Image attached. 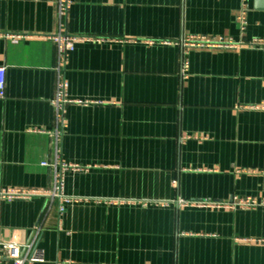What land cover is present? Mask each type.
Segmentation results:
<instances>
[{
	"label": "crops",
	"instance_id": "crops-1",
	"mask_svg": "<svg viewBox=\"0 0 264 264\" xmlns=\"http://www.w3.org/2000/svg\"><path fill=\"white\" fill-rule=\"evenodd\" d=\"M57 11L0 0V190L51 191L59 151L82 202L59 231L57 199H0V240L41 227L43 264H264V209L196 205L264 197V110L249 109L264 103V50L183 44L264 39V0H72L62 32L84 41L64 63Z\"/></svg>",
	"mask_w": 264,
	"mask_h": 264
},
{
	"label": "built area",
	"instance_id": "built-area-1",
	"mask_svg": "<svg viewBox=\"0 0 264 264\" xmlns=\"http://www.w3.org/2000/svg\"><path fill=\"white\" fill-rule=\"evenodd\" d=\"M58 5V18L60 25V32L52 37V41L55 43L57 48L58 59L61 63H64L69 54L74 51L75 45L78 42L84 41L83 38L68 35L63 33L62 30L66 28V21L72 7V0H57ZM237 23L240 30L243 32L246 30L247 26V9L244 6L237 18ZM185 47V53H188L189 49H225V50H235L239 48L248 49H258L264 50V39L253 40L251 42H237L231 39L225 38H212V37H190L183 41ZM189 71V61L188 59L183 60L182 73L185 75ZM6 87V68L0 67V97H4ZM67 84L62 80L58 84L57 99L55 101V106L57 110V120L63 123L64 113L66 106L71 103L67 99ZM251 110H264V103L258 106H250ZM61 133L58 132L56 135L57 142H60ZM43 166H49L48 164H43ZM55 170V183L51 191L42 192H23L15 190H0V199L2 200H29L34 197H44L50 200L59 201V223L58 230H63L62 217L65 212V206L75 203L82 202L80 198H74L67 196L64 190V173L73 169L75 171H81L80 168L69 166L64 164L59 158V151H57V160L54 164ZM113 202V201H112ZM110 202V203H112ZM116 204H122L123 202H115ZM157 206H166L167 202H153ZM148 202H145L147 205ZM184 206L187 204L181 202ZM200 207H211V208H224V209H236L240 208L243 210H257L264 209V197L263 198H253L248 197L244 199L235 198L231 204L224 203H214L207 202L196 204ZM42 229L37 227L34 230L32 239L26 244H15V243H5L0 240V264H43L45 263V254L38 247V238L40 236ZM60 264H74L73 262H62Z\"/></svg>",
	"mask_w": 264,
	"mask_h": 264
}]
</instances>
